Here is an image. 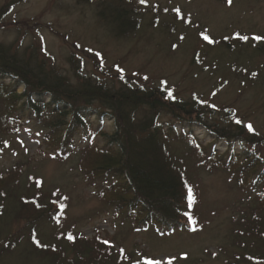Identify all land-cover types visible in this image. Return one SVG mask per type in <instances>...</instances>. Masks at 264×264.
Instances as JSON below:
<instances>
[{
  "label": "rangeland",
  "instance_id": "1",
  "mask_svg": "<svg viewBox=\"0 0 264 264\" xmlns=\"http://www.w3.org/2000/svg\"><path fill=\"white\" fill-rule=\"evenodd\" d=\"M13 1L1 42L42 46L70 74L78 64L72 56L84 72L111 81L132 77L185 100L198 97L231 108L264 135V40L254 39L264 36V0H147L141 28L120 37L100 19L95 3L0 0V7ZM44 137L40 126L24 119L0 150V264H70L80 258L82 264H258L248 259L262 252L264 241L246 237L247 227L236 220L240 190L227 172L190 165L194 230L161 234L116 214L86 175L79 139L61 159ZM260 150L264 155V146ZM34 197L44 203L55 198L58 220L36 219L38 211L24 210L23 199ZM41 245L53 246L61 258L42 256L36 248Z\"/></svg>",
  "mask_w": 264,
  "mask_h": 264
},
{
  "label": "trees",
  "instance_id": "2",
  "mask_svg": "<svg viewBox=\"0 0 264 264\" xmlns=\"http://www.w3.org/2000/svg\"><path fill=\"white\" fill-rule=\"evenodd\" d=\"M79 1L95 3L100 19L119 37L141 28L148 3ZM14 5L15 1L0 7V29ZM42 48L0 41V150L24 119L44 130L46 143L61 159L79 139L86 175L96 181L116 214L136 228H154L161 234L194 230L198 213L190 165L221 169L240 190L234 209L236 220L247 227L245 236L264 241L263 134L249 131L231 108L202 103L198 97L185 100L171 90L175 98L168 99L167 88L149 87L132 77L111 81L84 72V65L72 56L71 63L78 64L73 74L64 72ZM198 129L205 130L210 141ZM23 201L24 210L38 211L36 219L58 220L53 218L55 198L48 203L38 197ZM38 246L52 262L63 254L55 258L53 246ZM260 249L248 259L251 263L264 264V248Z\"/></svg>",
  "mask_w": 264,
  "mask_h": 264
},
{
  "label": "snow or ice",
  "instance_id": "3",
  "mask_svg": "<svg viewBox=\"0 0 264 264\" xmlns=\"http://www.w3.org/2000/svg\"><path fill=\"white\" fill-rule=\"evenodd\" d=\"M141 2H144V0H141ZM227 2H228L229 4H231V3H232V0H227ZM176 11H179V10L177 9ZM201 35L203 36V39H204L205 41H208L209 43H213V42H214V41H212V40L210 39V36H209V35H207V34H205V33H201ZM226 38H227V37H226ZM240 38H241V39H244V40H248V39H249L247 36H243V37H240ZM254 39L257 40V41L264 40V36H259V35H257V36L254 37ZM173 47H175V45H174ZM90 51H91V49H90ZM97 55H99V54H97ZM118 71L123 72L124 70H123L122 68H119V67H118ZM144 79H148V77H144ZM166 98H168V99H174L175 97L173 96L172 92L169 90L168 93H167V97H166ZM202 103H206V101H202ZM212 107H215V105H212ZM237 123L239 124V123H241V121H240V120H237ZM246 127H247V129H248L249 131H254L253 125H252L251 123H248V124L246 125ZM68 239L71 240V239H73V237H72V236H69ZM105 243H107V241H105ZM146 264H160V261H156V260L148 259V260L146 261ZM169 264H171L170 261H169Z\"/></svg>",
  "mask_w": 264,
  "mask_h": 264
}]
</instances>
